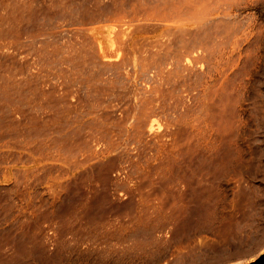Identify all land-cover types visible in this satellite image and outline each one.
Masks as SVG:
<instances>
[{
	"label": "rangeland",
	"instance_id": "1",
	"mask_svg": "<svg viewBox=\"0 0 264 264\" xmlns=\"http://www.w3.org/2000/svg\"><path fill=\"white\" fill-rule=\"evenodd\" d=\"M111 234L263 259L264 0H0V264Z\"/></svg>",
	"mask_w": 264,
	"mask_h": 264
},
{
	"label": "crops",
	"instance_id": "2",
	"mask_svg": "<svg viewBox=\"0 0 264 264\" xmlns=\"http://www.w3.org/2000/svg\"><path fill=\"white\" fill-rule=\"evenodd\" d=\"M102 222L111 223L107 219ZM149 240L151 247L146 256L150 255L155 260L154 264H253L248 254L243 253L242 249H234L231 242L228 246L226 243L216 245L206 237L194 236H153ZM68 242L69 237L53 239L54 248L52 246L53 250L48 253L49 264H120L121 261H127L124 264H137L135 237L120 239L113 234L82 237L79 250L75 251L63 250V245ZM3 257H7V254H0V258ZM10 257L20 259V264H38L36 257L30 253L13 252ZM256 264H264V256Z\"/></svg>",
	"mask_w": 264,
	"mask_h": 264
},
{
	"label": "bare ground",
	"instance_id": "3",
	"mask_svg": "<svg viewBox=\"0 0 264 264\" xmlns=\"http://www.w3.org/2000/svg\"><path fill=\"white\" fill-rule=\"evenodd\" d=\"M260 257V256H259ZM259 257L258 258H255L253 261H256V260H258L259 259Z\"/></svg>",
	"mask_w": 264,
	"mask_h": 264
}]
</instances>
